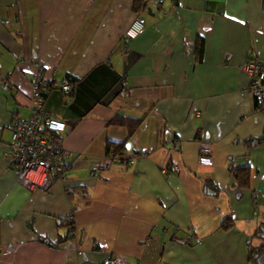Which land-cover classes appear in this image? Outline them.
I'll return each mask as SVG.
<instances>
[{"label":"crops","instance_id":"obj_1","mask_svg":"<svg viewBox=\"0 0 264 264\" xmlns=\"http://www.w3.org/2000/svg\"><path fill=\"white\" fill-rule=\"evenodd\" d=\"M133 1L0 0V264H251L264 109L244 66L264 62V0H150L143 12ZM137 17L145 30L124 48ZM37 66L73 85L41 110L66 125L72 155L47 191L18 185L6 155ZM115 116L139 122L130 134ZM110 143L133 163L108 161Z\"/></svg>","mask_w":264,"mask_h":264},{"label":"built area","instance_id":"obj_2","mask_svg":"<svg viewBox=\"0 0 264 264\" xmlns=\"http://www.w3.org/2000/svg\"><path fill=\"white\" fill-rule=\"evenodd\" d=\"M3 24L7 22L4 21ZM145 26L146 22L142 17H137L131 23L124 33V48L144 32ZM244 70L249 77V92L256 102V109L262 110L264 109V62L249 60ZM1 84L3 88L13 90L8 80L3 79ZM50 84L65 95L72 89V85L66 80L45 79L42 68L37 66L30 95V116L14 117L8 126L10 141L7 143L6 155L12 165L16 183L28 191H47L51 187L53 178L63 180L72 159L71 153L63 146V138L68 131L66 125L54 117L41 114L43 94L50 88ZM177 145V142H173V147ZM107 160L119 164L133 163L131 160L123 161L113 152L107 155ZM172 171L177 173L179 169L174 167ZM103 264H117V262L109 258Z\"/></svg>","mask_w":264,"mask_h":264},{"label":"trees","instance_id":"obj_3","mask_svg":"<svg viewBox=\"0 0 264 264\" xmlns=\"http://www.w3.org/2000/svg\"><path fill=\"white\" fill-rule=\"evenodd\" d=\"M149 2H150V0H134L133 1L134 11L135 12L145 11ZM199 51H200V49H199ZM62 81H64V80H62ZM69 83L72 85L71 82H69ZM51 89H54V87H52V85L50 84V88L43 94V98H45L46 93ZM55 89H58V88H55ZM72 89H73V85H72ZM72 89H71V91H72ZM58 90H60V89H58ZM71 91L67 95H65V94L64 95L69 97L71 94ZM255 107H256V102H255ZM138 122H139L138 119H134V120L133 119H125V118H122L120 116H115L109 121V124H117V125H124L125 124L128 126L129 133L131 134L133 132L134 128L137 126ZM122 147H123L122 144L117 145V144L110 143L107 147L108 154L110 152H113V154H116L118 149L119 148L122 149ZM111 150H113V151H111ZM234 179L236 181V184L240 188H247L249 185V171H248V169L247 168H241V169L236 170L234 172ZM68 226H71V224H68ZM222 227H224V228L228 227V223L224 222V224H222ZM257 235L259 236V238L261 240L259 245L255 246V245L249 244L248 260L250 261L251 264H258V262H257L258 258L264 253V224H262L259 227V229L257 231Z\"/></svg>","mask_w":264,"mask_h":264},{"label":"water","instance_id":"obj_4","mask_svg":"<svg viewBox=\"0 0 264 264\" xmlns=\"http://www.w3.org/2000/svg\"><path fill=\"white\" fill-rule=\"evenodd\" d=\"M211 194V192H210ZM258 264H264V253L258 258L257 260Z\"/></svg>","mask_w":264,"mask_h":264},{"label":"rangeland","instance_id":"obj_5","mask_svg":"<svg viewBox=\"0 0 264 264\" xmlns=\"http://www.w3.org/2000/svg\"><path fill=\"white\" fill-rule=\"evenodd\" d=\"M256 240H257L256 238H253V244H255V243H256Z\"/></svg>","mask_w":264,"mask_h":264}]
</instances>
